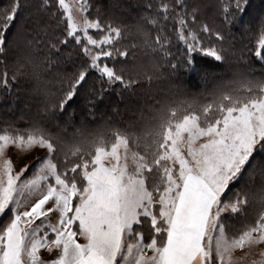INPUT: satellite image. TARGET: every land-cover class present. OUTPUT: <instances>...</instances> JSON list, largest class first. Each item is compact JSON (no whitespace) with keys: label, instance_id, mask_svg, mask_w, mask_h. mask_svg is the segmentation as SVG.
Here are the masks:
<instances>
[{"label":"snow or ice","instance_id":"snow-or-ice-1","mask_svg":"<svg viewBox=\"0 0 264 264\" xmlns=\"http://www.w3.org/2000/svg\"><path fill=\"white\" fill-rule=\"evenodd\" d=\"M146 8L0 9V89L24 77L36 97L0 115V264H264V0ZM201 56L237 66L196 92L172 81ZM116 86L146 98L138 119L75 124L74 102L91 115Z\"/></svg>","mask_w":264,"mask_h":264},{"label":"trees","instance_id":"trees-1","mask_svg":"<svg viewBox=\"0 0 264 264\" xmlns=\"http://www.w3.org/2000/svg\"><path fill=\"white\" fill-rule=\"evenodd\" d=\"M103 7L106 13L113 12L121 15L124 21L128 24H135L140 17L145 14L148 9V3H155L156 0H97ZM11 0H0V9L10 5ZM16 32V28L11 29L9 35ZM31 33L29 32V36ZM23 50V44L14 48L9 53V63L13 64L17 57H19ZM3 59V55H0ZM200 64V71L185 72L180 71L171 79L174 83H183V85L190 91H200L205 87L211 88L213 84L222 81L224 75L233 74V69L237 66L235 61L231 63H224L215 61L210 57H198ZM256 75H260V69L264 67L258 60L254 62ZM12 70L9 71V75ZM201 76L205 78L202 82ZM51 77H45V80H51ZM53 89L60 87L58 83L53 82L49 85ZM33 82L27 78L21 77L19 82H13L12 90L6 91L0 89V115L11 113L7 112L8 109H15L16 113L25 107L27 103H35L36 97L33 94ZM170 87L168 79H162L153 85V88L159 93H163ZM106 95L97 104L93 114H89V110L80 102H74L73 121L77 126L80 125L83 119L85 125L89 128H95L102 124L104 120L112 118L119 123H124L130 120L139 118V112L142 109L145 99L137 91L135 95L132 92H121L119 86L114 87L112 90L105 89ZM150 102V101H149ZM239 187V185H237ZM239 226V221H233Z\"/></svg>","mask_w":264,"mask_h":264},{"label":"rangeland","instance_id":"rangeland-1","mask_svg":"<svg viewBox=\"0 0 264 264\" xmlns=\"http://www.w3.org/2000/svg\"><path fill=\"white\" fill-rule=\"evenodd\" d=\"M222 80H227L229 78H231V75H224L223 77H221ZM24 158H28L29 155H31V153H28V154H21ZM239 254V252L237 253Z\"/></svg>","mask_w":264,"mask_h":264}]
</instances>
